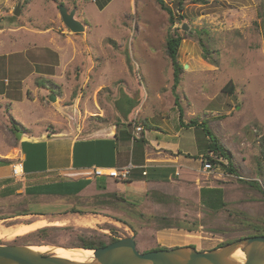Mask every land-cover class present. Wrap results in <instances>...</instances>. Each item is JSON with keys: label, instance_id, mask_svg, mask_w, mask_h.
I'll use <instances>...</instances> for the list:
<instances>
[{"label": "rangeland", "instance_id": "obj_1", "mask_svg": "<svg viewBox=\"0 0 264 264\" xmlns=\"http://www.w3.org/2000/svg\"><path fill=\"white\" fill-rule=\"evenodd\" d=\"M163 1L172 11V23L155 0H0V89L17 99L25 90L28 98L14 104L13 112H9L12 117L4 112V119L0 112V130L10 119L16 133L22 130L19 122L37 135L43 128L53 131L58 127L60 131L65 126L58 125L61 124L58 115H62L60 106L77 100L87 106L88 102L94 104V99L104 111L113 109L112 101L117 98L115 107L119 114L130 111L134 114L129 121L131 127L134 118L136 126H141L148 124L144 116H152L150 123L162 130L155 131L157 141H162L163 129L167 130L168 108H172L169 110L173 120L170 132L179 125L178 111L173 110V99L177 96L171 93L174 70L165 54L167 37L177 34L182 41L176 55L181 66L174 90L178 95L176 105L183 112L182 120L203 124L195 126L198 147L193 143V151L195 155L198 151L206 155L210 142L206 140L205 130H212L209 135L212 142L217 138L219 148L231 156L235 174L228 173L221 165H215L212 173L201 167L195 183L172 182L160 186L159 193L165 195L164 201L169 200L170 204H155L156 209L147 207L146 203L141 208L130 202L121 203L111 198V194L108 198L100 196L98 203L93 201L95 198L85 201L83 196L77 195L78 188L74 191L76 185H71L73 193L69 191L30 205L21 202L13 206L11 199L4 200L3 191L0 193L2 227L24 221L5 219L16 211L50 216L69 209L62 212L61 219L56 216L55 220L44 219L47 221L44 227H54L50 224L52 221H66L63 226H56L60 228L58 231H46L41 239L29 236L30 233L3 238L0 245L31 246L39 240L49 247L76 248L78 237L96 233L104 240L134 235L139 252L157 246H193L198 251H208L245 237L247 231L240 230L242 226L234 224V219L228 216L231 211L245 212L249 219H264L261 194L237 180H256L264 190V175H260L258 166V140L264 134V0ZM100 5H104L102 10ZM17 6L19 15L14 16ZM60 6L68 12L75 9V19L84 26L82 33L74 34L65 27L58 10ZM183 25L186 31L182 30ZM199 41L208 50V60L203 57ZM2 79H7L9 85L4 87ZM41 80L48 82V89L36 84ZM229 83L231 92L224 90ZM51 95L54 101L50 100ZM51 111L58 114V118ZM119 124L121 130L130 128L124 120ZM7 137L6 151L11 153L8 158L14 154L16 163V153L9 149L19 141L12 134ZM130 140L131 137L128 142ZM181 143L191 149L189 138ZM143 144L140 139L133 140L129 154L138 153ZM215 156V161L227 165L226 159ZM150 169L149 174H152L154 170ZM96 180L101 182V188L107 183L106 178ZM217 190L219 200L227 206L214 213L217 208L213 192ZM209 198L211 200L207 201ZM70 210L80 214L69 213L75 216L71 219L65 216ZM91 213L107 219L88 216ZM150 216L178 220L192 231L157 230L159 225L149 220ZM89 217L95 220L92 226L78 221ZM122 219L135 231L119 222ZM196 219L201 226L194 224Z\"/></svg>", "mask_w": 264, "mask_h": 264}, {"label": "crops", "instance_id": "obj_2", "mask_svg": "<svg viewBox=\"0 0 264 264\" xmlns=\"http://www.w3.org/2000/svg\"><path fill=\"white\" fill-rule=\"evenodd\" d=\"M2 85L4 87L8 86V80L4 79L3 81L2 79ZM26 85H23V90L26 88ZM48 87L47 82V86L41 88L48 89ZM171 93L177 96V98L173 99V110L177 109L178 111L179 125H175L174 131L170 132L173 120L169 115V110L172 108H168L167 130L163 129L162 141H157L155 131L159 130L162 132V130L150 123V120L153 118L152 116H144L143 120L147 121L148 124H140L143 130L137 134L133 133V127H131L129 121L133 118L134 114L132 111L128 113L133 114L130 117L127 116L128 114H119L115 107L117 98H114L112 101L113 109H106L104 111L98 108V101L95 102L94 99V104L88 102L87 106L81 103L80 100H77L73 104L60 106L62 108H59V111L62 115L51 111L55 117L57 115L60 117L61 124L59 122L58 125L60 127L66 126L60 131H58V127H54L53 131L43 128V132L37 135L21 122L18 123L12 120L14 123H18L19 128L22 129L21 133H19V139L16 137V130L13 129L14 125L8 119L9 122L6 123L2 129L3 131L0 130V162H6L4 164L0 163V188L2 189L0 193L3 191L6 193L3 196L4 200L11 199V202L15 203H12L13 206L21 202H29L28 205L32 204V202H46L51 197L66 194L71 191V185H76L74 191L78 190L77 195L83 196L85 201H91L92 198L97 196L99 198L103 195L107 197L110 194H117L123 196L126 202H130L137 207L141 208L146 203L147 207L156 209L153 206L156 203L146 195L147 193L158 191L160 186L171 184L172 182L183 183L187 181L195 183L198 181L202 167L200 159L199 161L197 160L202 153L198 151V155H195L193 151V143L197 144V139L195 141L196 128L189 125L194 120L189 123L182 120L183 112L176 105L178 95L173 90ZM6 94L5 89H0V112L2 115L4 112L10 115L9 112H13V108H15L14 104L17 101L25 98L28 99L25 96V90L22 91L21 97L18 99L11 98ZM102 113L106 114L103 116ZM3 116L6 119V116ZM10 117L12 116L10 115ZM120 120H124L130 126L129 130H121ZM146 131L148 133H145ZM211 133H213L212 130ZM8 134H12L19 141L18 145L9 149L15 151V157H17L16 163L20 161L23 164V176L19 178L13 177L11 173V168L16 163H14V154L11 155V158H8V154L11 153L6 151L8 147L7 141L9 140ZM130 137L131 140L128 142V138ZM187 138L192 142L191 149L181 143L182 140H186ZM136 139H140L144 143V147L139 148L138 153L134 151L129 154V146L131 145L133 148L132 141ZM206 140H209L208 136H206ZM128 165L132 166V171L129 178L124 182H117L106 177L97 178L92 175L94 167L114 169ZM150 167V170H154L152 174L150 173L151 175L148 171ZM133 170H137V172L134 173ZM143 172H145V175H142ZM105 178L106 185L102 186L103 188L99 187L101 186V182H98L96 179ZM78 185L79 187H77ZM74 191H71V193ZM14 198L17 199L14 200ZM85 205L90 204L85 203ZM68 209L66 208L50 216L29 211L22 213L15 212L9 214L11 217L5 219L18 221L19 219H23V222L20 221L12 225L21 224L29 226L37 221H43L45 218H54V216L58 217L57 219H61L64 216L61 215L62 212H67ZM66 214L65 216L71 219L75 218L73 214ZM88 216L106 218L92 213ZM92 217L79 219L78 221L81 224L84 221H89L91 222L90 226H92L95 223ZM25 219L31 221L26 222ZM52 220H55V218ZM52 222L50 224L54 227L63 226V223H66V221ZM46 224L34 228L28 233L43 228Z\"/></svg>", "mask_w": 264, "mask_h": 264}, {"label": "water", "instance_id": "obj_3", "mask_svg": "<svg viewBox=\"0 0 264 264\" xmlns=\"http://www.w3.org/2000/svg\"><path fill=\"white\" fill-rule=\"evenodd\" d=\"M58 10L68 30L74 34L84 31V26L75 19V9L68 12L60 6ZM13 15H19V6ZM182 30L186 31L187 27L183 25ZM50 100L54 101L55 97L51 95ZM19 135L16 134L18 139ZM90 251L89 261L76 262L58 258L50 251L38 252L32 246L0 245V264H264V236L241 238L208 251L184 246L143 253L137 250L132 235Z\"/></svg>", "mask_w": 264, "mask_h": 264}, {"label": "trees", "instance_id": "obj_4", "mask_svg": "<svg viewBox=\"0 0 264 264\" xmlns=\"http://www.w3.org/2000/svg\"><path fill=\"white\" fill-rule=\"evenodd\" d=\"M155 2L157 3V5L159 6V8L161 10L167 12V14L169 15V21L172 23L173 15H172L171 9L165 5L163 0H155ZM103 7H104V5H100V10ZM181 41H182V38L177 34L169 35L167 37V40H166L165 54L168 56L169 60L171 61V65H172L173 70H174V78H173L174 83L172 86L173 91L177 87V84L179 81L178 76H179V72L181 71V68H180L181 66H179L177 59H176V55H177L178 48H179ZM199 45L203 49V51H202L203 55H204L203 57L208 60V58H207L208 50L206 48H204L205 46L203 45L202 41H199ZM210 63L214 64L211 61H210ZM36 84L38 86H41V87H46L47 81L41 80V81L37 82ZM228 85H230V88H228ZM228 85L224 87V90H229L231 92L232 84L229 83ZM195 123H197V122H195V121L191 122V124L189 126L193 127V126L199 125V127H200L203 125V124H195ZM205 133H206V136H208L209 142H210L208 144L207 152H213L216 155H218V157H221L224 160L226 159L227 165H223L220 162H217L215 160H210V162L213 165H221L224 168V170L230 174H235V171L232 168L231 156L226 151L219 148L220 144L218 143L217 138H215V141L212 142L211 137L209 136L211 134V132L209 130H205ZM258 142H259V145H258V150H259L258 166H259L260 175H264V134L260 137ZM0 163L4 164L6 162L2 161ZM237 180L239 182H241L242 184H245L246 186L253 188L259 194H261L260 200L264 202V190L261 188V186L259 185V183L256 180L247 181V180H242L241 178H238ZM214 193H216V194H214ZM213 194H214V204L216 205L215 209L217 208V210H214V213H216L222 209H225L227 204L222 199L219 200V197H220V191L219 190H217V192H213ZM222 194H223V192H222ZM146 195L149 196L151 198V200L153 202H155L156 204L166 205L167 203H169V200L164 201L165 195H163L157 191H151V192L147 193ZM110 196L113 199L120 200L121 203L126 202L124 200V197L121 195L119 196L117 194H111ZM215 196H216V198H215ZM94 198L95 199L92 198L93 201H95L97 203L100 201V198H98V196L94 197ZM106 198H108V196ZM221 198H222V196H221ZM92 199H91V201H92ZM175 199H176V197L173 196L172 201H174ZM210 200L211 199L209 198L207 201H210ZM16 212L21 213L20 211H16ZM68 213H79L80 214V212L76 211V210H70ZM142 216H144V215L140 214V217H142ZM228 216L230 218L232 217L234 219L233 220L234 224L238 223L239 225L242 226V228H239L240 230H244L245 232L247 231L245 237L264 236V219L263 218L261 219L259 217H256V218L249 219V217L247 216V214L245 212H239L237 210L231 211V213H229ZM9 217H11V216H7L6 218H9ZM150 217L151 218L149 220H153L154 222L157 223V225H159L157 230L175 228V229H185L188 231H192V229L189 228L188 226L187 227L182 226L183 225L182 222H180L178 220L172 221V220L168 219L167 217H163V216L161 218H158V216H155V217L150 216ZM116 221H118V220H116ZM119 222L123 223L124 225L128 226L131 230L135 231L133 226L129 223L127 225L123 221V219L119 220ZM194 224H198L199 226L202 225V223L197 219L195 220ZM184 225H187V223H185ZM59 229H60L59 227H44V228H40V229H37V230L31 232L29 236L34 235V236H36V238L40 237V239H41L45 235L46 231H50V230H57L58 231ZM194 229L195 228H193V230ZM234 229H238V228H234ZM248 230H249V232H248ZM245 237H242V238H245ZM117 239H119V237L115 236V237H109L107 240H104L102 237H100L96 233H93L90 236L88 235V236L78 237V243L75 244L76 245L75 247L81 248V249L91 250V249L104 247L105 245L112 243V242L116 241ZM239 239H241V238H239ZM239 239H236V240H239ZM236 240H231V241H228L226 243L219 244L216 248L224 246V245L229 244L231 242H234ZM36 242L37 243H35L34 245H31V246H45L46 245V243L41 242L39 240H37ZM190 247H193V246H190ZM173 248H176V247H173ZM164 249H171V248L157 246V247H155L149 251L164 250ZM149 251H145V252H149Z\"/></svg>", "mask_w": 264, "mask_h": 264}, {"label": "bare ground", "instance_id": "obj_5", "mask_svg": "<svg viewBox=\"0 0 264 264\" xmlns=\"http://www.w3.org/2000/svg\"><path fill=\"white\" fill-rule=\"evenodd\" d=\"M46 224V221H37L29 226H24L21 224L17 225H9L6 227H2V223H0V240L3 238H14L15 236L20 237L25 234H27L29 231H31L34 228H37L39 226H42ZM62 224V223H59ZM85 226H90L91 222L84 221L82 223ZM33 250H36L38 252H52L55 256L58 258H64L69 259L76 262H87L90 260L92 251L87 249H73V248H65V247H57V246H32Z\"/></svg>", "mask_w": 264, "mask_h": 264}, {"label": "built area", "instance_id": "obj_6", "mask_svg": "<svg viewBox=\"0 0 264 264\" xmlns=\"http://www.w3.org/2000/svg\"><path fill=\"white\" fill-rule=\"evenodd\" d=\"M136 119L133 120V131L135 134L142 131L141 126H136ZM216 154L213 152H207L206 155H200V162L202 169L204 171H207L209 173H212L215 169V165H213L210 160L216 159ZM132 171V166L128 165L126 167L122 168H114V169H108V168H93L92 169V175L97 178L106 177L113 180L118 181H125L129 178L130 173ZM12 176L15 178H19L23 176V165L22 162H17L14 164L11 168ZM142 175H145V172L142 173Z\"/></svg>", "mask_w": 264, "mask_h": 264}]
</instances>
